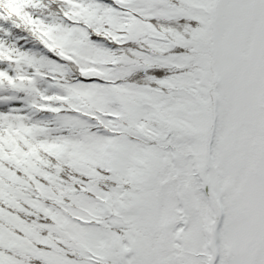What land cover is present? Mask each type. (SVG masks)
Wrapping results in <instances>:
<instances>
[{"label": "snow or ice", "instance_id": "1", "mask_svg": "<svg viewBox=\"0 0 264 264\" xmlns=\"http://www.w3.org/2000/svg\"><path fill=\"white\" fill-rule=\"evenodd\" d=\"M0 264H264V0H0Z\"/></svg>", "mask_w": 264, "mask_h": 264}]
</instances>
